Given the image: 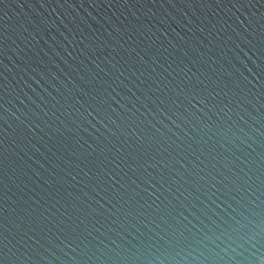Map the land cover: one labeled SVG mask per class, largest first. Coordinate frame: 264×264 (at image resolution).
<instances>
[{
  "label": "water",
  "instance_id": "1",
  "mask_svg": "<svg viewBox=\"0 0 264 264\" xmlns=\"http://www.w3.org/2000/svg\"><path fill=\"white\" fill-rule=\"evenodd\" d=\"M0 264H264V0H0Z\"/></svg>",
  "mask_w": 264,
  "mask_h": 264
}]
</instances>
